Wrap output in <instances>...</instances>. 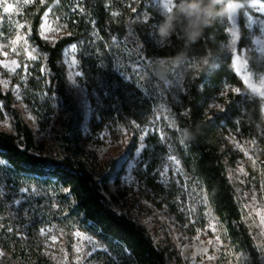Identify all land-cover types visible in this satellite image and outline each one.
I'll return each instance as SVG.
<instances>
[{"label":"rangeland","instance_id":"1","mask_svg":"<svg viewBox=\"0 0 264 264\" xmlns=\"http://www.w3.org/2000/svg\"><path fill=\"white\" fill-rule=\"evenodd\" d=\"M32 1L0 3V89L12 96L14 108L36 143L53 154L58 152L59 105L49 93L45 57L29 40L24 13ZM61 1L56 0L44 13L38 29L39 36L51 45L69 35L67 8L61 6ZM165 2L123 0L121 6L108 5L113 22L124 34L113 40L114 70L154 104L153 115L143 127L132 123L114 128L102 122L100 102L82 79L79 45L63 50L60 63L65 69L67 90L82 114L84 145L107 173L112 171L104 192L111 208L143 225L154 244L171 254L168 264H250L246 252L230 240L205 189L184 169L176 150L179 130L174 111H187L183 83L192 65L187 61L177 65L172 60L146 59L141 53L145 45L158 47L154 43L155 28L160 22L157 18L162 19ZM7 4L13 5V11L5 14L3 7ZM225 14V49L244 89L236 93L232 89L237 88L224 86L220 96L229 91L259 98L264 120V75L255 76L247 64L250 52L264 57V4L257 0L230 2L225 5ZM241 43L244 47H240ZM161 69L165 72L163 80L156 74ZM209 108L219 109L218 102L212 101ZM0 131L14 133L13 120L6 113L0 118ZM150 139L153 144L147 158ZM227 142L231 148L225 164L227 178L242 222L264 264V129L255 139L233 135ZM159 147L165 148L166 153L158 156L162 158L156 181L178 189L177 195L171 190L167 198L152 195L144 184L150 159L157 157ZM137 152L141 154L140 163L130 171L129 164ZM164 169L167 175L163 174ZM12 177L6 163L0 160V264H41V260L49 264H105L106 246L78 226L68 224L63 211L64 192L36 180L16 185ZM112 197H118V201H111ZM85 237L93 243L89 244Z\"/></svg>","mask_w":264,"mask_h":264},{"label":"trees","instance_id":"2","mask_svg":"<svg viewBox=\"0 0 264 264\" xmlns=\"http://www.w3.org/2000/svg\"><path fill=\"white\" fill-rule=\"evenodd\" d=\"M55 1L34 0L24 15L29 24V40L45 57L49 93L59 105L58 152L47 153L42 145L36 143L32 131L14 108L12 96L0 89V118L6 113L14 125L13 134L0 131V160L10 169L14 184L36 180L64 192L63 211L68 224L78 226L106 246L105 264H168L171 258L169 251L155 245L143 225L114 211L104 196L112 171L107 173L96 155L84 145L82 114L67 90L65 69L60 63L67 46L79 45L82 79L100 102L102 122L114 128L128 127L132 123L145 126L153 115V102L114 70L113 40L123 38L124 34L123 29L113 22L108 5L121 6L123 0H62L61 6L67 8L65 21L69 35L51 45L39 36L38 29L42 16ZM246 1L224 0L220 6L224 9L223 15L188 51L185 61L192 66L183 83L187 111H174L179 130L176 150L184 169L205 189L209 203L225 225L230 240L246 252L250 264H261L259 253L242 222L225 167L231 152L227 142L229 136L255 139L264 129L261 100L229 91L220 96L224 86L244 89L232 68L231 55L225 49V5ZM257 1L264 4V0ZM239 27L243 37L242 19ZM183 47V41L173 36L167 47L145 45L141 53L146 59L171 60ZM240 47H244L243 43ZM209 51L212 59L206 66L200 57ZM247 64L255 76L264 75L263 56L250 52ZM212 101L218 102L219 109L209 108ZM150 140L149 146H152L153 139ZM151 146L147 150V158ZM159 148L157 157L150 159L144 184L152 195L167 198L171 190H175L173 193L177 195L178 189L156 181V170L162 158L158 156L166 153L165 148ZM117 198L112 197L111 201L117 202ZM41 264L49 263L41 260Z\"/></svg>","mask_w":264,"mask_h":264},{"label":"clouds","instance_id":"3","mask_svg":"<svg viewBox=\"0 0 264 264\" xmlns=\"http://www.w3.org/2000/svg\"><path fill=\"white\" fill-rule=\"evenodd\" d=\"M167 2V0H166ZM176 4L172 12L166 10L161 13L162 19L156 25L154 43L160 47H167L173 36L183 41V49L171 58L172 63L182 64L188 58L191 47L201 41L212 24L223 15L220 6L224 0H171ZM204 65H209L212 54L205 53L200 57ZM157 76L165 79L164 70H158Z\"/></svg>","mask_w":264,"mask_h":264},{"label":"snow or ice","instance_id":"4","mask_svg":"<svg viewBox=\"0 0 264 264\" xmlns=\"http://www.w3.org/2000/svg\"><path fill=\"white\" fill-rule=\"evenodd\" d=\"M3 0H0V3H2ZM176 7V4L171 2V0H167V2H165L164 4V9L167 11V12H172L174 10V8ZM13 11V5L12 4H7L6 6L3 7V12L5 14L9 13ZM75 50V48H73V51ZM13 64H15V62H13ZM5 67H7V65H4ZM18 66V65H17ZM245 79V82L247 83V77H244ZM233 92H236V93H239V89H232ZM147 134V130L145 131V135ZM162 137H163V134H162ZM141 140H143V137H141ZM141 147H143V145H141ZM140 152H137L135 154L136 156V159L133 160L130 164H129V170L132 171V170H135L138 163H140ZM146 163V162H145ZM164 175H167V169H164ZM0 195H3V189L0 188ZM84 239H87L88 240V243L91 244L93 243L89 238L85 237ZM0 255H2V253H0ZM88 255H92V252H89Z\"/></svg>","mask_w":264,"mask_h":264}]
</instances>
